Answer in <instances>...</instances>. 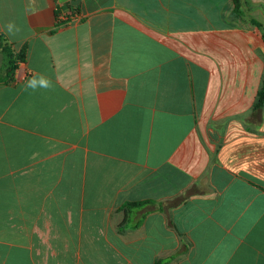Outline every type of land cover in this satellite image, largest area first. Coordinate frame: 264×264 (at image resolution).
I'll return each mask as SVG.
<instances>
[{
    "label": "crops",
    "instance_id": "1",
    "mask_svg": "<svg viewBox=\"0 0 264 264\" xmlns=\"http://www.w3.org/2000/svg\"><path fill=\"white\" fill-rule=\"evenodd\" d=\"M233 9L0 0L27 52L0 84V264H264V12L260 30ZM37 73L54 87L25 91ZM186 189L169 212L182 255L165 214L123 207Z\"/></svg>",
    "mask_w": 264,
    "mask_h": 264
},
{
    "label": "trees",
    "instance_id": "2",
    "mask_svg": "<svg viewBox=\"0 0 264 264\" xmlns=\"http://www.w3.org/2000/svg\"><path fill=\"white\" fill-rule=\"evenodd\" d=\"M235 2H237V0H235ZM235 12L236 14L242 15V12L239 10L237 6V3H236ZM251 23L260 27V25L256 21H252ZM0 54L3 56V60L0 68V84H5V85L13 84L16 82V72L19 69V66L27 62L26 48H23L20 51L16 50L14 44L11 43L4 34L0 33ZM263 108H264V78L262 81L260 91L258 93V98L254 106V110L259 113L263 110ZM191 197L192 194L190 189H186L184 192L180 193L175 197L164 199L159 202H154L149 200L144 202L128 203L123 208L126 210L130 208H154V211L165 214L167 218L168 227L173 231H175L180 238L179 252L180 254L185 255L189 251L191 245L185 242L181 234L178 233L174 223L172 222L171 215L169 212L172 209L184 205Z\"/></svg>",
    "mask_w": 264,
    "mask_h": 264
},
{
    "label": "clouds",
    "instance_id": "3",
    "mask_svg": "<svg viewBox=\"0 0 264 264\" xmlns=\"http://www.w3.org/2000/svg\"><path fill=\"white\" fill-rule=\"evenodd\" d=\"M7 33L14 36L20 28L14 22H8L5 26ZM54 87L52 81L43 74L37 73L27 80L24 90L36 91L38 89L51 90Z\"/></svg>",
    "mask_w": 264,
    "mask_h": 264
},
{
    "label": "rangeland",
    "instance_id": "4",
    "mask_svg": "<svg viewBox=\"0 0 264 264\" xmlns=\"http://www.w3.org/2000/svg\"><path fill=\"white\" fill-rule=\"evenodd\" d=\"M233 1H234V9H233V12H232V18H237V19L241 20L247 26L257 27L258 29L263 30L262 25L258 21L254 20V19H251L249 13L252 12V11L254 12V9H257L259 7H261V9L264 12V3L262 4V6L254 5L251 2H249V3L247 2V4L244 5V2L242 0H237V2H235V0H233ZM236 3H237V6H238L239 10L242 12V15L241 14H236V12H235ZM252 21H256L260 25V27L257 26V25L252 24L251 23Z\"/></svg>",
    "mask_w": 264,
    "mask_h": 264
},
{
    "label": "built area",
    "instance_id": "5",
    "mask_svg": "<svg viewBox=\"0 0 264 264\" xmlns=\"http://www.w3.org/2000/svg\"><path fill=\"white\" fill-rule=\"evenodd\" d=\"M82 15L80 10L74 6L68 10H60L56 21L59 25H71L80 22Z\"/></svg>",
    "mask_w": 264,
    "mask_h": 264
},
{
    "label": "water",
    "instance_id": "6",
    "mask_svg": "<svg viewBox=\"0 0 264 264\" xmlns=\"http://www.w3.org/2000/svg\"><path fill=\"white\" fill-rule=\"evenodd\" d=\"M2 60H3V56L0 54V68H1Z\"/></svg>",
    "mask_w": 264,
    "mask_h": 264
}]
</instances>
